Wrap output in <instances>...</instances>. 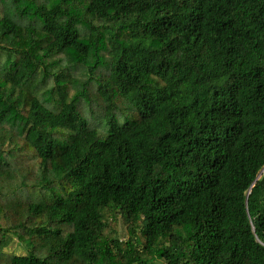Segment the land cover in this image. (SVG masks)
<instances>
[{"label":"trees","instance_id":"trees-1","mask_svg":"<svg viewBox=\"0 0 264 264\" xmlns=\"http://www.w3.org/2000/svg\"><path fill=\"white\" fill-rule=\"evenodd\" d=\"M263 168L264 0H0V264H264Z\"/></svg>","mask_w":264,"mask_h":264},{"label":"rangeland","instance_id":"rangeland-1","mask_svg":"<svg viewBox=\"0 0 264 264\" xmlns=\"http://www.w3.org/2000/svg\"><path fill=\"white\" fill-rule=\"evenodd\" d=\"M127 225H128V223L123 221V219L121 218L119 226H118V230H119L122 238H125L127 236V232H126L127 231ZM8 252L15 253V254H18V255L25 254V251L18 245L17 241H14L11 244V246L8 249ZM157 264H160V263H157Z\"/></svg>","mask_w":264,"mask_h":264},{"label":"built area","instance_id":"built-area-1","mask_svg":"<svg viewBox=\"0 0 264 264\" xmlns=\"http://www.w3.org/2000/svg\"><path fill=\"white\" fill-rule=\"evenodd\" d=\"M262 175H264V168H263V170H262V172H261L259 177H261Z\"/></svg>","mask_w":264,"mask_h":264}]
</instances>
